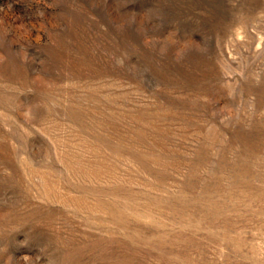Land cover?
<instances>
[{"label":"rangeland","instance_id":"374dc122","mask_svg":"<svg viewBox=\"0 0 264 264\" xmlns=\"http://www.w3.org/2000/svg\"><path fill=\"white\" fill-rule=\"evenodd\" d=\"M0 264H264V0H0Z\"/></svg>","mask_w":264,"mask_h":264}]
</instances>
